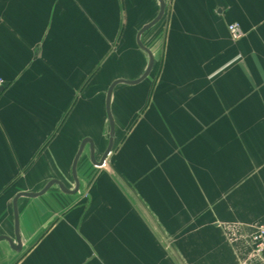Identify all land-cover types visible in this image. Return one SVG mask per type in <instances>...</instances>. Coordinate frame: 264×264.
<instances>
[{
  "label": "crops",
  "instance_id": "crops-1",
  "mask_svg": "<svg viewBox=\"0 0 264 264\" xmlns=\"http://www.w3.org/2000/svg\"><path fill=\"white\" fill-rule=\"evenodd\" d=\"M154 1L160 12L158 0H0V238L17 243L20 194L52 181L76 188L84 141L97 162L104 156L108 91L138 80L120 71L159 14L152 18ZM174 3L155 78L158 59L144 37L166 11L142 36L152 73L113 92L105 165L95 166L87 144L76 194L54 186L20 198L21 248L0 242V264L146 260L153 234L136 202L176 219L188 205L213 219L264 224V0ZM231 24L241 40H232ZM250 264H264V255Z\"/></svg>",
  "mask_w": 264,
  "mask_h": 264
},
{
  "label": "rangeland",
  "instance_id": "rangeland-1",
  "mask_svg": "<svg viewBox=\"0 0 264 264\" xmlns=\"http://www.w3.org/2000/svg\"><path fill=\"white\" fill-rule=\"evenodd\" d=\"M153 9L152 18H155L159 12V3L156 1ZM174 9V0H169L164 23L144 37L145 45L154 52L156 60L158 59L155 72L149 81L155 78L160 68L159 58L163 50L164 33L170 25ZM142 23L143 21L137 23L136 30L140 29ZM134 39L131 38L132 48ZM129 58V61L124 62L125 66L120 73L130 76L135 74L139 79L146 71L149 58L137 46L135 55L132 52ZM136 203L147 225H151L153 234V243L147 246L146 260L138 259L137 264H250L254 259L259 260L254 258L251 247V239L258 222L213 219L206 213H191L188 205H185L186 211L176 219V214L165 215L158 210L150 213L142 210L139 202ZM137 253L144 257V251L139 245Z\"/></svg>",
  "mask_w": 264,
  "mask_h": 264
},
{
  "label": "water",
  "instance_id": "water-1",
  "mask_svg": "<svg viewBox=\"0 0 264 264\" xmlns=\"http://www.w3.org/2000/svg\"><path fill=\"white\" fill-rule=\"evenodd\" d=\"M160 2V12L158 14V16L156 17L155 20H153L150 24L144 26L142 28V30H140L139 34L137 35V44L139 46V48L144 51L145 53L148 54L149 56V65L146 69V71L144 72V74L136 81H126V80H118L116 82H114L112 84V86L110 87L109 91H108V95H107V115H108V120H109V124H110V139H109V146L107 151L105 152L104 156L102 157V159L97 162L96 158H95V152H94V146L92 141L90 140H86L83 142L82 147L79 151V154L77 155L74 164H73V177L76 183V188L74 190H69L68 188H66V186L64 184H62L59 181H52L50 182L46 188L44 190H42L40 193L37 194H20L19 196H17V198L15 199V231H16V238H17V243H15L13 240H11L10 238H0V242L2 241H7L12 245L13 249H16V251H20L21 248V236H20V228H19V218H18V211H17V202L20 198L22 197H29V198H37L40 196H43L44 194H46L52 187L54 186H58L61 191L65 194L68 195H74L79 191L80 188V182L78 180V176H77V166H78V161L86 147L87 144H90L91 147V157H92V161L95 164V166L97 167H103L107 161V159L109 158V156L111 155V153L113 152V147H114V138H115V123H114V119L111 113V109H110V104H111V99H112V95L113 92L115 90V88L120 85V84H126V85H138L140 83H142L144 80H146L150 74L152 73L153 69H154V65H155V58L153 53L144 46L143 42H142V36L143 34H145L147 31H149L150 29H152L154 26H156L164 17L165 15V11H166V4L164 2V0H158ZM4 89L1 88L0 92H3Z\"/></svg>",
  "mask_w": 264,
  "mask_h": 264
},
{
  "label": "built area",
  "instance_id": "built-area-1",
  "mask_svg": "<svg viewBox=\"0 0 264 264\" xmlns=\"http://www.w3.org/2000/svg\"><path fill=\"white\" fill-rule=\"evenodd\" d=\"M229 34L234 41L241 40L245 33L238 24H231L228 27ZM2 82H0V85ZM252 250L255 257L264 255V224H260L252 237Z\"/></svg>",
  "mask_w": 264,
  "mask_h": 264
}]
</instances>
